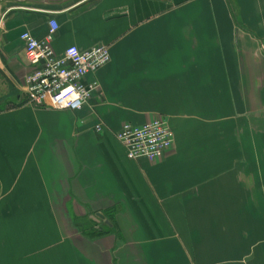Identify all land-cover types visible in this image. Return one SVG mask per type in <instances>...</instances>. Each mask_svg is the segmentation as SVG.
<instances>
[{"label": "crops", "instance_id": "0c3cea01", "mask_svg": "<svg viewBox=\"0 0 264 264\" xmlns=\"http://www.w3.org/2000/svg\"><path fill=\"white\" fill-rule=\"evenodd\" d=\"M51 18L59 53L110 47L79 110L20 103L33 70L20 34L44 37ZM160 117L174 146L130 158L116 133ZM0 264H264V0L8 4Z\"/></svg>", "mask_w": 264, "mask_h": 264}, {"label": "built area", "instance_id": "2783aa9c", "mask_svg": "<svg viewBox=\"0 0 264 264\" xmlns=\"http://www.w3.org/2000/svg\"><path fill=\"white\" fill-rule=\"evenodd\" d=\"M58 29V21L51 18L44 37H37L29 30L21 32L25 55L33 70L24 79L25 91L20 103L75 111L89 104L100 91L96 74L111 61L110 47L96 45L80 49L70 45L59 53L53 45ZM96 130L102 132L104 125L97 124ZM116 137L132 159H159L175 142V133L165 117L142 125L126 122Z\"/></svg>", "mask_w": 264, "mask_h": 264}, {"label": "water", "instance_id": "95a60500", "mask_svg": "<svg viewBox=\"0 0 264 264\" xmlns=\"http://www.w3.org/2000/svg\"><path fill=\"white\" fill-rule=\"evenodd\" d=\"M74 0H0V5L5 2H14L19 4H49V5H55V4H64L67 2H71ZM98 216L102 217V215L99 213Z\"/></svg>", "mask_w": 264, "mask_h": 264}, {"label": "rangeland", "instance_id": "374dc122", "mask_svg": "<svg viewBox=\"0 0 264 264\" xmlns=\"http://www.w3.org/2000/svg\"><path fill=\"white\" fill-rule=\"evenodd\" d=\"M8 4H14V5H17V6H22V4H19V3H14V2H5V3H2L0 5V13L4 11V9L8 6ZM100 225H96L94 224L89 218H81L79 220V223L78 225L81 226L82 228H93L95 230L96 229H100L101 225H102V222L99 223Z\"/></svg>", "mask_w": 264, "mask_h": 264}, {"label": "trees", "instance_id": "16d2710c", "mask_svg": "<svg viewBox=\"0 0 264 264\" xmlns=\"http://www.w3.org/2000/svg\"><path fill=\"white\" fill-rule=\"evenodd\" d=\"M94 223V222H93ZM94 224H98V225H100L99 223H94ZM101 228L100 229H96L95 228V230L93 229V228H87V230H88V232L89 233H93V234H101V233H105V232H107V231H109V229H110V227H109V225H108V223L107 222H102V225L100 226Z\"/></svg>", "mask_w": 264, "mask_h": 264}]
</instances>
